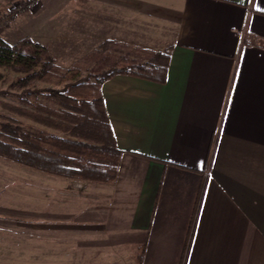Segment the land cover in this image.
<instances>
[{
    "label": "crops",
    "instance_id": "1",
    "mask_svg": "<svg viewBox=\"0 0 264 264\" xmlns=\"http://www.w3.org/2000/svg\"><path fill=\"white\" fill-rule=\"evenodd\" d=\"M56 12L76 14L73 29L87 21L73 61L103 42L140 45L168 53L167 79L103 83L118 175L38 170L48 180L18 209L32 217L12 230L14 264H264V0H71ZM56 38L39 43L71 44Z\"/></svg>",
    "mask_w": 264,
    "mask_h": 264
},
{
    "label": "trees",
    "instance_id": "2",
    "mask_svg": "<svg viewBox=\"0 0 264 264\" xmlns=\"http://www.w3.org/2000/svg\"><path fill=\"white\" fill-rule=\"evenodd\" d=\"M168 63V53L156 52L145 63L126 64L101 75L81 76L78 67L58 66L46 47L38 42L24 38L10 44L0 37V66L22 73L15 81L21 89L17 97L29 106H14V111L54 131L26 130L20 120L0 115V156L67 178L115 180L121 150L105 108L102 85L116 73L165 82ZM31 81L53 83V86H31ZM213 155L214 148L210 162ZM193 228L194 223L190 235ZM181 264H185V256Z\"/></svg>",
    "mask_w": 264,
    "mask_h": 264
},
{
    "label": "rangeland",
    "instance_id": "3",
    "mask_svg": "<svg viewBox=\"0 0 264 264\" xmlns=\"http://www.w3.org/2000/svg\"><path fill=\"white\" fill-rule=\"evenodd\" d=\"M58 1L62 4L64 1L71 0H0V37L10 44H15L24 38L38 43L40 41L56 42L57 35L67 38L71 43L74 36H87L88 29L85 28L87 21L80 23L84 27L73 29V26L78 24L74 20L76 14L56 12ZM107 44V42L101 43L98 49L80 61H73L74 56L82 54V52L74 51V48L87 49V44L83 46L72 43L42 45L46 47L58 66L62 69L78 67L81 76L101 75L104 72L117 70L126 64L145 63L147 62L144 61L145 59L153 56L152 51L140 45L130 44L122 50L114 47L111 51L110 48L108 50ZM20 76L22 73L6 66H0V115L20 120L26 130L44 129L54 132L14 111V106L29 107L17 97L21 89H18L15 81ZM30 85L52 87L53 83L31 81ZM46 180L48 179L40 171L0 156V264H14V254L11 253L14 245L12 230L25 228L24 220L32 217L26 211L18 209L19 207L24 208L26 198H31L29 194H33L32 198H37L34 197L36 195L39 197L42 182ZM10 206L17 209L9 208Z\"/></svg>",
    "mask_w": 264,
    "mask_h": 264
}]
</instances>
